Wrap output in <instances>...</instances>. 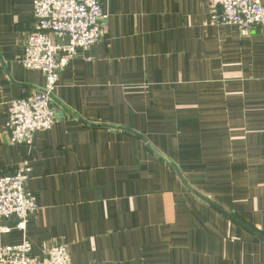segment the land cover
<instances>
[{
  "label": "crops",
  "instance_id": "crops-1",
  "mask_svg": "<svg viewBox=\"0 0 264 264\" xmlns=\"http://www.w3.org/2000/svg\"><path fill=\"white\" fill-rule=\"evenodd\" d=\"M101 39L59 73L55 122L8 142V105L44 85L22 65L31 0H0V176L22 163L37 211L0 247L66 246L71 264H264V26L208 0H100ZM89 58V59H87Z\"/></svg>",
  "mask_w": 264,
  "mask_h": 264
},
{
  "label": "built area",
  "instance_id": "built-area-1",
  "mask_svg": "<svg viewBox=\"0 0 264 264\" xmlns=\"http://www.w3.org/2000/svg\"><path fill=\"white\" fill-rule=\"evenodd\" d=\"M33 28L23 48L22 65L43 73L42 88L26 97L12 99L7 107L8 142L31 146L36 131L49 130L55 122L52 99L59 72L68 62L101 39L107 31V15L100 0H31ZM211 20L233 25L248 35L264 26V0H208ZM89 59V58H87ZM30 167L20 164L12 175L0 176V217L15 216L16 227L25 229L28 215L37 211L35 196L26 188ZM27 239L0 247V264H71L66 246L33 256ZM88 264H95L93 262Z\"/></svg>",
  "mask_w": 264,
  "mask_h": 264
}]
</instances>
